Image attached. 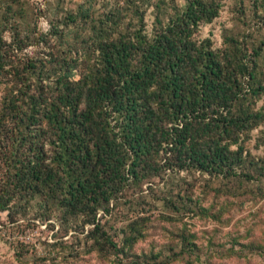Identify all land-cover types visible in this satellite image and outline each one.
I'll return each mask as SVG.
<instances>
[{
	"label": "trees",
	"instance_id": "trees-1",
	"mask_svg": "<svg viewBox=\"0 0 264 264\" xmlns=\"http://www.w3.org/2000/svg\"><path fill=\"white\" fill-rule=\"evenodd\" d=\"M142 1L154 7L151 36L134 0L98 20L80 11L92 32L80 76L72 77L77 53L56 58L49 69L10 65V88L0 97V164L9 179L0 189V210L16 192L42 194L65 219L92 225L86 237L93 250L125 256L143 236L144 218L111 234L96 217L100 210L106 216L128 188L164 165L252 178L241 168L238 142L264 121V111L252 106L264 94L256 72L264 40L250 55L231 38L223 48L198 39L199 25L218 15L221 0H184L170 12L167 0ZM128 11L137 20L131 32L122 30ZM25 17L24 0H0V74L7 65L3 34L11 26L20 34ZM44 71L56 75L53 82L41 79ZM4 143L11 149L2 150Z\"/></svg>",
	"mask_w": 264,
	"mask_h": 264
},
{
	"label": "rangeland",
	"instance_id": "rangeland-1",
	"mask_svg": "<svg viewBox=\"0 0 264 264\" xmlns=\"http://www.w3.org/2000/svg\"><path fill=\"white\" fill-rule=\"evenodd\" d=\"M141 1L134 0L143 14L144 32L151 36L154 7ZM167 2L169 12L173 4H184V0ZM132 3L24 0L26 17L20 34L14 35V26L3 34L7 65L0 74V97L10 88L6 78L10 65L23 71L35 64L49 69L56 58L75 57L77 53L72 77L78 78L86 55L92 52V32L80 18V11L86 10L98 20L105 18L110 9L126 8ZM69 13L77 18L72 21ZM125 15L122 30L131 32L137 25L136 17L129 11ZM196 37L209 38L214 48L228 46L227 39L231 38L246 53L254 54L264 40V0H221L218 15L201 23ZM259 53L256 72L264 84V46ZM55 76L46 71L40 74L44 82L50 83ZM29 81L35 82L32 75ZM252 106L264 111V94ZM238 143L243 147L241 168L252 175L250 179L208 174L191 165H164L158 174L128 188L106 216L101 210L97 213L111 234L131 220L145 219L140 222L143 236L129 256L93 250V241L86 237L92 225L83 223L82 217L67 220L42 194L16 192L7 208L0 210V264H130L133 259L151 264L143 262L145 258L152 264H187L188 259L189 264H264V121L241 134ZM5 148L11 149L10 143H4L1 149ZM5 166L0 164V189L9 180L4 175ZM183 236L193 244L192 251H187ZM155 255L159 257L150 258Z\"/></svg>",
	"mask_w": 264,
	"mask_h": 264
}]
</instances>
